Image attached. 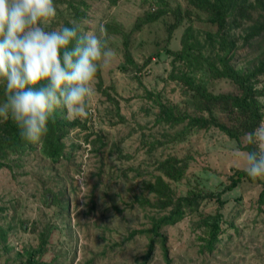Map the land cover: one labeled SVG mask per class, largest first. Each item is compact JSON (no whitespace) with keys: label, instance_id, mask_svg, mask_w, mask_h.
Wrapping results in <instances>:
<instances>
[{"label":"rangeland","instance_id":"374dc122","mask_svg":"<svg viewBox=\"0 0 264 264\" xmlns=\"http://www.w3.org/2000/svg\"><path fill=\"white\" fill-rule=\"evenodd\" d=\"M75 1L81 2L76 5L85 14L80 21H74L70 3ZM54 3L57 16L49 30L56 23V29L61 28L62 19L78 23L82 30L97 32L102 51L112 49L114 55L109 62L107 56L99 61L89 98L90 115L76 117L68 111L70 121L79 120L87 128L76 127L70 132L66 139V154L73 152L70 157L53 162L40 150H33L14 154L9 160L12 166L0 168V237L2 231L10 230L9 238L0 241V264H20L19 253L37 248L43 233H49V244L40 260L47 264H264V176L228 191L235 172L251 166L246 149L249 135L238 141L218 127L193 129L182 135L186 123H156L160 108L148 95L159 93L163 103L178 106L181 113L208 115L197 108L185 82L170 77L181 76L188 70L187 64L164 51L168 47L169 51L182 52L184 38L192 29L191 40L205 56L216 57L219 47L212 51L214 41L207 34L215 35L218 29L209 22V14L192 11L188 0ZM248 3L255 5L247 12L250 17L243 18L238 9L228 28L236 44L232 65L239 67L251 66L264 51V33L249 45L242 38L253 25L249 18L255 22L262 14L257 0ZM151 16L160 18L154 23L141 22ZM100 25L106 28L105 35L99 33ZM174 25L178 28L170 35ZM126 40L136 65L127 64V69L122 68ZM158 52L162 54L159 59L153 56L147 61ZM201 68L207 70L206 65ZM200 69L196 76L204 79L211 93H242L230 80L206 78ZM259 87L264 89V77ZM223 104L228 108L212 109L219 122L232 128L242 126V113ZM260 130H264V122L257 137ZM256 142L257 153L264 155V142L259 138ZM171 157L187 163L183 179L171 182L176 195L184 197L194 189L214 197L221 194L224 206L212 199L202 204L199 214L160 230L166 237V249L157 239L147 260L153 238L147 233L151 229L149 217H158V211L141 208L135 196L143 195V180L155 181L160 175L158 163ZM149 199L155 197L149 195ZM219 214V233L210 249L209 230L200 221L209 218L211 223L210 217Z\"/></svg>","mask_w":264,"mask_h":264},{"label":"trees","instance_id":"16d2710c","mask_svg":"<svg viewBox=\"0 0 264 264\" xmlns=\"http://www.w3.org/2000/svg\"><path fill=\"white\" fill-rule=\"evenodd\" d=\"M67 2V0H65ZM116 3V0H110ZM191 9L201 12L202 14H209V22L216 26L218 31L215 35L207 34L211 42H213L212 51L219 47L218 54L216 57L212 55L205 56L203 49L199 48V44L192 41L190 36L192 35V29H190L186 37L184 38L185 49L182 52L169 51L167 47L166 54L175 57L177 62H182L183 65L188 66V70H185L181 76H175L174 74L170 77L174 79H180L185 82L188 86L187 89L191 91L197 101V108L201 112H207V116H191L188 113H181L178 106L169 105L161 101V95L155 92H148L151 99L154 100L156 105L160 108V113L157 116L156 123H165L170 126H177L186 123L185 129L181 134H187L188 131L193 129H209L212 127H218L230 138L240 141V138L245 135H249L254 130H257L262 126L264 122V103L262 97H264V89L259 87L261 79L264 77V51L262 56L249 67H239L232 65L235 58V41L231 35V29L229 28V21L234 18V15L238 9L242 11L243 18L250 17L247 12L253 9V6L248 3V0H188ZM81 2H71L73 9L75 10L74 21H80L85 17V14L80 10L76 4ZM74 4V5H73ZM115 5V4H114ZM257 9L261 11L260 19L253 20L249 18V21L253 22V25L246 31V35L242 38L245 39L247 45L251 44L253 40L260 37L264 33V0H257ZM191 11V12H192ZM191 14V13H190ZM160 18L148 17L142 23H154ZM61 23L63 26H71V23L67 20L62 19ZM177 23L181 24L180 21ZM54 24L51 28L56 29L59 25ZM178 25H174L169 29L170 35L174 34L177 30ZM138 30V27H136ZM121 36L122 33L116 30ZM124 37V36H123ZM126 37V36H125ZM235 39V38H234ZM127 52L125 54V63L122 68H126V65L136 66L134 59L129 50V41H125ZM158 46V45H157ZM199 54H196L198 53ZM153 56L158 59L162 56L160 52L148 57L151 60ZM153 60V59H152ZM149 62V61H148ZM146 64V63H145ZM144 64V66H145ZM201 65V66H200ZM206 65L207 70L201 68ZM142 70L143 67H136L135 69ZM190 68V69H189ZM201 68V69H200ZM204 72L206 78H212L217 80H230L233 82L242 93L238 94H226L211 93L208 87L203 83L204 79H198L196 74ZM7 93L4 88L3 78L0 77V102H3L6 98ZM230 105L234 109H237L244 118V124L239 128H232L219 122L216 116L213 114V108L216 106H226L223 104ZM228 108V107H226ZM85 125V124H84ZM79 120L70 121L68 117V110L60 108L55 113V120L49 121V131L44 137L42 145H36L27 142L20 136V132L16 124L11 121L0 120V168L11 167L9 160L14 154H21L28 151L40 150V152L48 159L53 162L70 157L73 153L72 150L66 154L67 142L70 132L76 127L87 129ZM102 142V140L100 141ZM155 144V143H153ZM78 148V146H77ZM250 153H255L257 159L260 158L257 153L258 144L250 142L249 146L246 147ZM187 163L184 159H178L171 157L158 163V170L160 175L156 176L155 181L143 180V195L135 196V202L140 205L141 208L151 207L157 210V216L149 217L151 222V229L147 230L148 234H151L153 238L148 245V253L146 259L149 260L152 253L154 252V246L156 245L157 239H161L164 249H166V237H164L160 230L165 227H173L183 222L188 216H194L201 212L202 204L211 201L216 198V202L221 206L224 203L221 198V194L214 197V195H204L201 191L196 189L190 191L187 196L179 197L176 195L171 182H179L185 175ZM140 172L139 169H137ZM260 180V177L252 178L247 175V171H236L231 177V185L228 187V191L232 192L237 189L239 184H242L246 180L255 181ZM149 195L155 197L154 200L149 199ZM264 201V192L261 197V202ZM163 213V214H161ZM222 216L216 215L215 217L203 218L200 221V225L209 230V243L208 247L212 249L214 242L219 233V224ZM135 236L137 233H132ZM10 230L2 231L0 241H6L9 238ZM132 236V235H131ZM49 233H43L41 235L40 245L33 249L25 250L19 253L18 260L20 264H47L41 261V257L46 253L49 244ZM9 264V263H4Z\"/></svg>","mask_w":264,"mask_h":264},{"label":"clouds","instance_id":"9594fccd","mask_svg":"<svg viewBox=\"0 0 264 264\" xmlns=\"http://www.w3.org/2000/svg\"><path fill=\"white\" fill-rule=\"evenodd\" d=\"M57 16L54 0H0V77L6 98L0 102V120L13 121L20 136L42 145L58 109L76 117L90 115L92 83L99 72L102 40L95 31L71 23L49 30ZM99 33L105 35L104 25ZM264 142V130L249 134L250 142ZM247 175L264 176V155L249 154Z\"/></svg>","mask_w":264,"mask_h":264}]
</instances>
